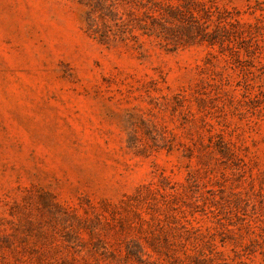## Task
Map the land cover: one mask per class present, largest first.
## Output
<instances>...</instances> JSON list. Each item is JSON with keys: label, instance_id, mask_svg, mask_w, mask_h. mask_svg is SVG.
Masks as SVG:
<instances>
[{"label": "rangeland", "instance_id": "374dc122", "mask_svg": "<svg viewBox=\"0 0 264 264\" xmlns=\"http://www.w3.org/2000/svg\"><path fill=\"white\" fill-rule=\"evenodd\" d=\"M0 242L264 264V0H0Z\"/></svg>", "mask_w": 264, "mask_h": 264}, {"label": "trees", "instance_id": "16d2710c", "mask_svg": "<svg viewBox=\"0 0 264 264\" xmlns=\"http://www.w3.org/2000/svg\"><path fill=\"white\" fill-rule=\"evenodd\" d=\"M104 40H105V37L103 38ZM107 41V40H106ZM3 243L5 244V243H7V242H0V264H2V262H4L5 260H6V256H5V253H4V247L3 246H1V245H3ZM136 247H138L139 248V250H141L140 248V246L138 245V243H137V245H135ZM140 252V251H139ZM138 253V252H137ZM130 255H131V258H134V259H136V260H141L140 258H138L137 257V254L135 253V252H133V253H131L130 252Z\"/></svg>", "mask_w": 264, "mask_h": 264}]
</instances>
